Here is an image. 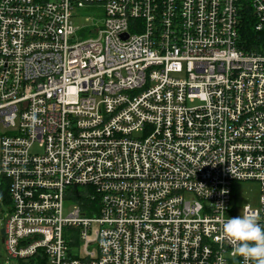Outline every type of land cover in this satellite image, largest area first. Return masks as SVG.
<instances>
[{"label":"built area","instance_id":"2783aa9c","mask_svg":"<svg viewBox=\"0 0 264 264\" xmlns=\"http://www.w3.org/2000/svg\"><path fill=\"white\" fill-rule=\"evenodd\" d=\"M246 12L264 34V0H0L10 264H244L221 235L245 208L264 226V39L247 49Z\"/></svg>","mask_w":264,"mask_h":264},{"label":"clouds","instance_id":"9594fccd","mask_svg":"<svg viewBox=\"0 0 264 264\" xmlns=\"http://www.w3.org/2000/svg\"><path fill=\"white\" fill-rule=\"evenodd\" d=\"M31 123H40L35 114ZM217 206L224 209L223 203ZM260 219L258 212L245 208L239 216L222 222L221 240L227 241L232 255L242 257L244 264H264V226Z\"/></svg>","mask_w":264,"mask_h":264},{"label":"rangeland","instance_id":"374dc122","mask_svg":"<svg viewBox=\"0 0 264 264\" xmlns=\"http://www.w3.org/2000/svg\"><path fill=\"white\" fill-rule=\"evenodd\" d=\"M88 9L81 8L77 10L76 12L79 14L75 18V23L81 26L84 25H90L94 21L93 14H89ZM92 17V20H86V17ZM259 184L254 181H247V182H241L238 184V192H237V204L239 212H242V208L246 204H252L255 205L258 202L259 199ZM72 209V206L67 208L65 211L66 213ZM9 213V203H6L3 199V195L0 191V264H10L9 261H11V258L9 257L7 253V249L5 246V242L3 241V235H4V229L6 220ZM74 251L77 250L74 248Z\"/></svg>","mask_w":264,"mask_h":264},{"label":"trees","instance_id":"16d2710c","mask_svg":"<svg viewBox=\"0 0 264 264\" xmlns=\"http://www.w3.org/2000/svg\"><path fill=\"white\" fill-rule=\"evenodd\" d=\"M255 18H253L250 13H245L244 18L242 21V27H241V38L247 40V49L250 50H256V49H261V41L264 39V34L260 33L255 29ZM90 187H76L73 190V197L77 201L90 205L92 202L89 198L88 192L90 191ZM3 199L5 200L6 203H9V196H8V191L7 188L3 189L2 192ZM95 204V202H93Z\"/></svg>","mask_w":264,"mask_h":264},{"label":"flooded vegetation","instance_id":"af4514ba","mask_svg":"<svg viewBox=\"0 0 264 264\" xmlns=\"http://www.w3.org/2000/svg\"><path fill=\"white\" fill-rule=\"evenodd\" d=\"M3 241H4V235H3Z\"/></svg>","mask_w":264,"mask_h":264}]
</instances>
